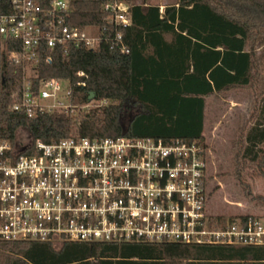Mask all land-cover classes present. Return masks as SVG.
Returning a JSON list of instances; mask_svg holds the SVG:
<instances>
[{
  "label": "trees",
  "instance_id": "trees-1",
  "mask_svg": "<svg viewBox=\"0 0 264 264\" xmlns=\"http://www.w3.org/2000/svg\"><path fill=\"white\" fill-rule=\"evenodd\" d=\"M107 1L70 0L66 23L78 28L103 26L102 5ZM127 2L130 25L121 34L128 54L106 45L95 50L45 48L40 53L39 80L66 81L74 93H93L96 100L108 101L107 106L76 117L52 113L26 118L10 111L20 88L21 67L6 63L0 40V141L13 145L19 132L26 133V144L31 145L70 137L128 136L166 143L197 141L206 149L202 141L206 99L233 89L255 93L262 80L264 64L257 48L264 38V0H176L162 12L156 4ZM11 12L9 0H0V16ZM79 72L84 77H78ZM79 82H84V88ZM256 97L232 158L236 175L247 163L264 168V91ZM213 217L219 225L257 218ZM0 264H264V244L64 243L54 247L0 242Z\"/></svg>",
  "mask_w": 264,
  "mask_h": 264
},
{
  "label": "built area",
  "instance_id": "built-area-1",
  "mask_svg": "<svg viewBox=\"0 0 264 264\" xmlns=\"http://www.w3.org/2000/svg\"><path fill=\"white\" fill-rule=\"evenodd\" d=\"M9 4L12 12L0 16L1 50L6 63L21 67L10 111L26 118L76 117L107 106V100L74 93L66 81L39 80L36 65L45 48L106 45L128 54L121 34L130 25L127 0H108L102 5L104 25L85 28L66 23L70 0ZM77 85L84 88V82ZM207 175L206 149L197 141L128 136L19 146L0 141V242L263 245L262 220L219 225L207 214Z\"/></svg>",
  "mask_w": 264,
  "mask_h": 264
},
{
  "label": "rangeland",
  "instance_id": "rangeland-1",
  "mask_svg": "<svg viewBox=\"0 0 264 264\" xmlns=\"http://www.w3.org/2000/svg\"><path fill=\"white\" fill-rule=\"evenodd\" d=\"M146 4L170 5L176 0H135ZM264 64V38L257 48ZM262 80L255 93L252 90L233 89L222 96L206 99L203 143L206 146L208 202L207 214L224 218L254 216L264 224V168L245 164L236 175L233 155L242 130L249 125L256 94L264 91V67ZM24 132L17 134V145L27 142Z\"/></svg>",
  "mask_w": 264,
  "mask_h": 264
},
{
  "label": "water",
  "instance_id": "water-1",
  "mask_svg": "<svg viewBox=\"0 0 264 264\" xmlns=\"http://www.w3.org/2000/svg\"><path fill=\"white\" fill-rule=\"evenodd\" d=\"M94 98H95L94 94L93 93H89L88 100L90 101V100H92Z\"/></svg>",
  "mask_w": 264,
  "mask_h": 264
},
{
  "label": "crops",
  "instance_id": "crops-1",
  "mask_svg": "<svg viewBox=\"0 0 264 264\" xmlns=\"http://www.w3.org/2000/svg\"><path fill=\"white\" fill-rule=\"evenodd\" d=\"M142 2H144V5H147L146 3H145V1H142ZM142 2H140V3H142ZM139 3V2H138ZM159 6V9L160 8H162V9H164V7L166 6V5H158Z\"/></svg>",
  "mask_w": 264,
  "mask_h": 264
}]
</instances>
